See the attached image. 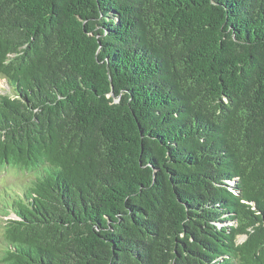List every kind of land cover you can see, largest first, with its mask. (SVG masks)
Returning a JSON list of instances; mask_svg holds the SVG:
<instances>
[{
	"label": "trees",
	"instance_id": "16d2710c",
	"mask_svg": "<svg viewBox=\"0 0 264 264\" xmlns=\"http://www.w3.org/2000/svg\"><path fill=\"white\" fill-rule=\"evenodd\" d=\"M0 78V264H264V0H0Z\"/></svg>",
	"mask_w": 264,
	"mask_h": 264
},
{
	"label": "rangeland",
	"instance_id": "374dc122",
	"mask_svg": "<svg viewBox=\"0 0 264 264\" xmlns=\"http://www.w3.org/2000/svg\"><path fill=\"white\" fill-rule=\"evenodd\" d=\"M9 92L10 89L6 84V81L0 78V95H6L9 94ZM28 178L29 176L26 177L20 176L19 173H16L10 168H7L5 170H0V190L2 192H6V194L12 195L13 193H15L17 189H20V184L22 186L25 185ZM12 217L13 216H9V218ZM243 240L244 237H240L238 239L239 242H242Z\"/></svg>",
	"mask_w": 264,
	"mask_h": 264
}]
</instances>
